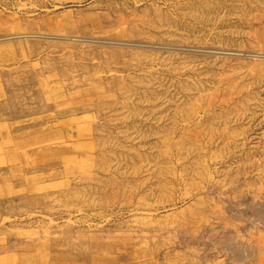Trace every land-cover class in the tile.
Instances as JSON below:
<instances>
[{
  "label": "rangeland",
  "instance_id": "obj_1",
  "mask_svg": "<svg viewBox=\"0 0 264 264\" xmlns=\"http://www.w3.org/2000/svg\"><path fill=\"white\" fill-rule=\"evenodd\" d=\"M190 1L0 0V264H264V0Z\"/></svg>",
  "mask_w": 264,
  "mask_h": 264
},
{
  "label": "bare ground",
  "instance_id": "obj_2",
  "mask_svg": "<svg viewBox=\"0 0 264 264\" xmlns=\"http://www.w3.org/2000/svg\"><path fill=\"white\" fill-rule=\"evenodd\" d=\"M191 1H192V0H191ZM191 1H190V3H191ZM205 1H206V0H205ZM207 1H208V0H207ZM218 1H219V0H218ZM225 1H226V0H225ZM231 1H232V0H231ZM234 1H235V0H234ZM200 2H201V1H200ZM223 2H224V1H223ZM183 3H185V2L183 1ZM187 3H188V2H187ZM225 3H226V2H225ZM225 3H224V4H225ZM231 3H232V2H231ZM236 3H237V2H236ZM248 3H249V2H248ZM188 4H189V3H188ZM194 4H195V3H194ZM204 4H205V3H204ZM239 4H240V3H239ZM249 4H250V3H249ZM182 5H183V4H182ZM195 5H197V3H196ZM201 5H202V4H201ZM226 5H227V4H226ZM191 6H192V5H191ZM199 6H200V5H199ZM203 6H204V5H203ZM188 7H190V6H188ZM196 7H197V6H196ZM200 7H201V6H200ZM204 7H206V6H204ZM212 7H213V6H212ZM238 7H239V6H238ZM246 7H247V6H246ZM192 8H193V7H192ZM181 9H182V8H181ZM188 9H189V8H188ZM195 9H197V8H195ZM200 9H201V8H200ZM250 9H252V8H250ZM211 10H212V9H211ZM176 11H177V10H176ZM179 11H180V10H179ZM186 11H187V10H186ZM190 11H191V10H190ZM243 11H244V10H243ZM192 12H193V11H192ZM221 12H222V11H221ZM244 12H245V11H244ZM246 12H247V11H246ZM206 13H207V12H206ZM237 13H239V12H237ZM224 14H225V13H224ZM233 14H234V13H233ZM242 14H243V13H242ZM240 15H241V14H240ZM246 15H247V14H246ZM246 15H245V16H246ZM180 16H182V15H180ZM189 16H190V15H189ZM189 16H188V17H189ZM205 16H206V15H205ZM219 16H220V14H219ZM232 16H233V15H232ZM232 16H231V17H232ZM242 16H243V15H242ZM245 16H244V17H245ZM163 17H164V16H163ZM248 17H249V16H247L246 18H248ZM242 18H243V17H242ZM249 18H250V17H249ZM249 18H248V19H249ZM195 19H196V18H195ZM218 19H219V18H218ZM239 19H240V17H239ZM244 19H245V18H243L242 20H244ZM248 19H247V20H248ZM182 20H184V19H182ZM197 20H198V19H197ZM222 20H223V19H222ZM245 20H246V19H245ZM189 21H190V20H189ZM214 21H215V20H214ZM226 21H227V20H226ZM231 21H232V20H231ZM180 22H181V21H180ZM190 22H191V21H190ZM190 22H189V23H190ZM196 22H197V21H196ZM211 22H212V21H211ZM237 22H238V21H237ZM239 22H240V21H239ZM198 23H199V22H198ZM204 23H205V22H204ZM215 23H216V21H215ZM227 23H228V22H227ZM147 24H148V22H147ZM192 24H193V23H192ZM196 25H197V24H196ZM211 25H212V24H211ZM150 26H151V25H150ZM194 27H195V26H194ZM211 27H212V26H211ZM218 27H219V26H218ZM205 28H206V27H205ZM211 29H212V28H211ZM200 30H201V29H199V31H200ZM202 30H203V29H202ZM195 31H196V30H195ZM256 212H257V211H256ZM257 213H259V212H257ZM260 213H261V211H260ZM260 213H259V214H260ZM259 214H258V215H259Z\"/></svg>",
  "mask_w": 264,
  "mask_h": 264
}]
</instances>
